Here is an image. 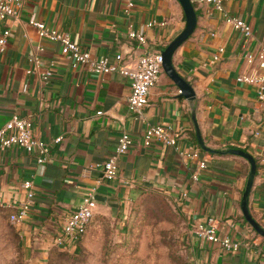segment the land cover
Wrapping results in <instances>:
<instances>
[{"label":"crops","instance_id":"0c3cea01","mask_svg":"<svg viewBox=\"0 0 264 264\" xmlns=\"http://www.w3.org/2000/svg\"><path fill=\"white\" fill-rule=\"evenodd\" d=\"M223 4L227 12L252 25L248 49L257 48L264 40V0ZM195 7L197 26L175 51L173 63L192 84L196 98H187L163 71L150 89L144 117L129 108V77L73 66L61 44L41 38L28 20L42 19L69 32L92 55L114 58L122 52L133 64L146 50H163L185 27L179 0H135L130 9L126 0H25L18 18L0 21V35L6 27L11 31L7 48L0 53V127L15 113L30 116L34 134L50 144L46 164L22 146L0 151V217L9 219L26 199L23 181L29 177L34 181V202L27 216L14 223L33 258L46 259L50 249L61 247L54 239L62 223L95 188V216L117 217L149 191L174 197L190 224V264H264V236L241 206L251 163L240 154L202 149L193 121L195 111L207 145L243 148L256 157L249 207L264 226V100L254 85L237 80L251 70L241 31L211 3ZM153 19L157 22L149 26ZM132 29L143 32L146 43L132 39ZM48 70L52 74L44 78ZM156 123L176 134V145L144 143L146 128ZM125 130L134 142L120 155L118 176L110 180L104 176L103 163ZM59 136L62 139L56 142ZM202 159L205 168L199 167ZM212 215L219 220L221 235L231 234L241 242L238 250H226L220 242L195 233L196 224ZM86 233L69 249L88 243Z\"/></svg>","mask_w":264,"mask_h":264},{"label":"built area","instance_id":"2783aa9c","mask_svg":"<svg viewBox=\"0 0 264 264\" xmlns=\"http://www.w3.org/2000/svg\"><path fill=\"white\" fill-rule=\"evenodd\" d=\"M192 1L195 5L211 3L215 9L224 11L227 21L241 31L245 58L251 66V70L240 73L237 76V80L254 85L258 98L264 100V40L260 41L257 48L248 49L254 32L253 27L243 16L227 12L223 4L224 0ZM24 3L25 0H0V21L7 17L18 18ZM134 5L135 0H126L128 9L134 7ZM28 22L36 27L41 38L59 42L62 52L73 66L86 65L95 73L118 71L129 77L131 85V91L127 99L129 108L136 112L138 116L144 117V110L149 105L150 89L159 80L164 71L162 49L146 50L138 56L135 63L128 64L122 52L116 53L114 58L107 55L95 56L75 40L69 32L51 26L46 21L38 18H31ZM156 22L153 19L148 22V25L151 26ZM10 35V28H4L0 35V53L6 50ZM129 35L140 44H144L147 41L146 35L138 30L132 29ZM40 49H43V47H40ZM218 58L219 55H216L215 59ZM32 59L39 60L37 56L32 57ZM51 74L50 70L46 71L44 78H48ZM98 113H102V110H99ZM33 124L32 117L17 113L13 114L0 127V151L10 146H22L28 152L35 153L39 163L46 164L50 155V144L34 134ZM61 139L62 136H59L56 137L55 141L59 142ZM154 141L176 145L178 140L176 134L172 133L168 127L162 123H156L149 125L144 133V143L146 145H150ZM133 142L132 135L127 130L123 131L118 137L115 151L103 163L104 176L107 179L112 180L118 176L119 157L130 149ZM206 165L207 162L204 159L199 162L200 168H205ZM195 176L197 178V174ZM23 185L26 188L27 197L19 203L18 209L9 215V219L13 223H19L27 216L36 195L32 178H26L23 181ZM97 206L95 188L89 189L78 207L72 210L62 223L61 233L55 237V243L64 249L77 245L81 236H84L88 231L96 214ZM218 227L219 220L212 215L207 221L196 224L195 233L199 237L210 241L220 242L226 250H238L241 242L231 234L221 235L218 232Z\"/></svg>","mask_w":264,"mask_h":264},{"label":"rangeland","instance_id":"374dc122","mask_svg":"<svg viewBox=\"0 0 264 264\" xmlns=\"http://www.w3.org/2000/svg\"><path fill=\"white\" fill-rule=\"evenodd\" d=\"M88 243L54 247L46 259L27 253L15 224L0 217V264H190V224L176 199L149 191L117 217L97 214Z\"/></svg>","mask_w":264,"mask_h":264},{"label":"water","instance_id":"95a60500","mask_svg":"<svg viewBox=\"0 0 264 264\" xmlns=\"http://www.w3.org/2000/svg\"><path fill=\"white\" fill-rule=\"evenodd\" d=\"M186 14V25L185 27L176 35L162 50L163 53V68L164 71L171 76V78L177 83L180 87L181 92L189 98L191 101H194L196 98V92L190 83L176 68L173 63V56L177 48L194 32L197 22L198 14L196 7L192 0H179ZM193 121L196 128V135L200 147L208 152L212 153H235L240 154L248 158L251 163V171L249 173L246 188L242 197V210L246 219L251 223V225L256 229L258 233L264 236V226L253 216L249 207V198L252 185L254 182V177L257 171V160L256 157L250 152L243 148H214L206 144L202 131L200 129L196 113L193 112Z\"/></svg>","mask_w":264,"mask_h":264},{"label":"trees","instance_id":"16d2710c","mask_svg":"<svg viewBox=\"0 0 264 264\" xmlns=\"http://www.w3.org/2000/svg\"><path fill=\"white\" fill-rule=\"evenodd\" d=\"M195 5V4H194ZM194 137H195V140L197 141V137H196V135L194 134ZM95 217V216H94ZM94 219V218H93ZM83 238V235L81 236V238H80V240ZM79 240V241H80Z\"/></svg>","mask_w":264,"mask_h":264}]
</instances>
